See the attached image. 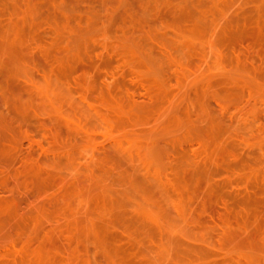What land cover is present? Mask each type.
<instances>
[{
	"label": "rangeland",
	"instance_id": "rangeland-1",
	"mask_svg": "<svg viewBox=\"0 0 264 264\" xmlns=\"http://www.w3.org/2000/svg\"><path fill=\"white\" fill-rule=\"evenodd\" d=\"M0 245L264 264V0H0Z\"/></svg>",
	"mask_w": 264,
	"mask_h": 264
},
{
	"label": "bare ground",
	"instance_id": "bare-ground-1",
	"mask_svg": "<svg viewBox=\"0 0 264 264\" xmlns=\"http://www.w3.org/2000/svg\"><path fill=\"white\" fill-rule=\"evenodd\" d=\"M11 243V242H10ZM6 245V244H5ZM5 245H0V255H2V249L3 247H5ZM14 247V246H13ZM13 254V253H12ZM19 251H15L14 252V255L12 257V261H11V264H19Z\"/></svg>",
	"mask_w": 264,
	"mask_h": 264
}]
</instances>
